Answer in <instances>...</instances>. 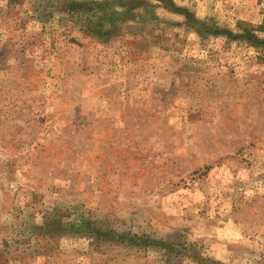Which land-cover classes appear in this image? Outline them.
<instances>
[{
    "label": "rangeland",
    "instance_id": "rangeland-1",
    "mask_svg": "<svg viewBox=\"0 0 264 264\" xmlns=\"http://www.w3.org/2000/svg\"><path fill=\"white\" fill-rule=\"evenodd\" d=\"M0 264H264V0H0Z\"/></svg>",
    "mask_w": 264,
    "mask_h": 264
},
{
    "label": "trees",
    "instance_id": "trees-1",
    "mask_svg": "<svg viewBox=\"0 0 264 264\" xmlns=\"http://www.w3.org/2000/svg\"><path fill=\"white\" fill-rule=\"evenodd\" d=\"M165 5H168V4H170V0H161ZM175 11H179V9H176ZM185 16H189L188 14H186ZM248 37H254V36H252L251 34H248ZM257 42H258V40H256ZM259 43H262L261 41H259ZM102 234H104V235H110L111 234V232H106V233H101L99 230H95V235L97 236V237H99L100 235H102Z\"/></svg>",
    "mask_w": 264,
    "mask_h": 264
}]
</instances>
